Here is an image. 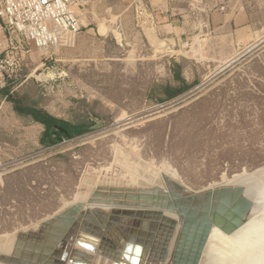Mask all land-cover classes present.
<instances>
[{
    "label": "rangeland",
    "instance_id": "374dc122",
    "mask_svg": "<svg viewBox=\"0 0 264 264\" xmlns=\"http://www.w3.org/2000/svg\"><path fill=\"white\" fill-rule=\"evenodd\" d=\"M123 10L121 0H87L83 7H75L80 30L74 42L51 49L31 45L18 73L7 82L24 105L46 108L61 121L90 127L71 139L56 135L52 145L0 164V248L8 257L17 243L16 256L37 238L35 244L42 249L53 239L49 219L57 213L97 211L95 198L113 201L109 210L117 214L121 210L120 215L138 205V195L147 196L143 204L153 205L151 200L164 194L201 193L205 198L208 191L228 189L231 192L225 195L230 198L241 188L242 194L248 190L242 197L251 202L245 220L263 211L264 180L260 182L255 173L264 170V27L225 60L199 61L196 67L187 53L173 52L171 40L165 38L163 46H157L146 20L133 15L124 19ZM0 41L3 44L1 30ZM176 63L187 87L170 94L181 86L173 79ZM174 201L178 203V198ZM103 207L99 211H111L108 205ZM230 234L213 226L199 264H264V250L258 249L256 257L239 260L230 249L234 231ZM66 240L67 234L49 245L57 255L47 251L45 257L50 253L54 260L46 262H61L64 255L58 252H66L60 242L65 246L70 242ZM170 251L169 246L164 256L154 252L157 260L161 258L157 264H171ZM13 256L20 261L19 255ZM149 258L148 264L153 261ZM88 261L112 264L96 251Z\"/></svg>",
    "mask_w": 264,
    "mask_h": 264
},
{
    "label": "water",
    "instance_id": "95a60500",
    "mask_svg": "<svg viewBox=\"0 0 264 264\" xmlns=\"http://www.w3.org/2000/svg\"><path fill=\"white\" fill-rule=\"evenodd\" d=\"M14 37L19 41L17 35ZM235 190L232 199L216 189L205 193V198H194L199 193L186 197L164 194L151 200L153 205L143 204L141 199L146 200L147 196L138 195L135 197L140 200L138 207L130 208L123 215L98 211H86L83 216L57 213L49 220L54 223L50 231L53 241L49 240L42 249L31 244L29 257L38 264H89L87 259L96 251L112 264H147L148 257L153 260L150 264H157L161 259L157 260L154 252H161L163 256L170 246L171 264H199L211 228L215 226L230 234L243 224L251 208V202L242 197V189ZM151 195L154 196L155 191H151ZM174 197L178 198V203ZM164 211L176 214L179 222L165 215ZM65 234H69L71 243L64 246L66 253H60L64 258L61 262H46L44 253L51 250L49 245ZM74 243L88 248L89 252L73 248ZM14 249L16 245L8 254L11 255ZM20 263L27 262L8 257L0 248V264Z\"/></svg>",
    "mask_w": 264,
    "mask_h": 264
},
{
    "label": "crops",
    "instance_id": "0c3cea01",
    "mask_svg": "<svg viewBox=\"0 0 264 264\" xmlns=\"http://www.w3.org/2000/svg\"><path fill=\"white\" fill-rule=\"evenodd\" d=\"M86 2L83 1L82 7ZM121 2L124 19L133 15L146 20L153 28L157 46L161 48L165 38L169 43L171 40L173 52L187 53L190 64L196 67L199 61L225 60L239 47L251 43L264 27V0H144L146 9L142 13L135 7L134 0ZM117 12L111 17L117 18ZM2 47L0 41V49ZM51 48L54 47L47 49ZM12 93L8 84L0 88V164L5 159L44 147L41 140L47 145L44 126L29 114L15 112L9 98ZM26 106L54 116L46 108Z\"/></svg>",
    "mask_w": 264,
    "mask_h": 264
},
{
    "label": "built area",
    "instance_id": "2783aa9c",
    "mask_svg": "<svg viewBox=\"0 0 264 264\" xmlns=\"http://www.w3.org/2000/svg\"><path fill=\"white\" fill-rule=\"evenodd\" d=\"M84 0H0V88L18 73L30 45L47 49L70 46L80 30L74 8ZM142 13L144 0H134ZM15 35L19 41L15 39Z\"/></svg>",
    "mask_w": 264,
    "mask_h": 264
},
{
    "label": "bare ground",
    "instance_id": "6f19581e",
    "mask_svg": "<svg viewBox=\"0 0 264 264\" xmlns=\"http://www.w3.org/2000/svg\"><path fill=\"white\" fill-rule=\"evenodd\" d=\"M144 175H145V173H144ZM242 175H244V174H242ZM254 175V174H253ZM252 175V176H253ZM255 176L256 177H258L259 179H261L260 180V182H262L263 180H264V170H261V171H258L257 173H255ZM138 177V176H137ZM142 177V176H141ZM245 177V176H244ZM244 177H240V179H239V181H245L247 184H248V179H246V180H242V179H245ZM250 176H247L246 178H249ZM255 177V178H256ZM236 178V177H235ZM234 178V179H235ZM233 179V178H232ZM238 179V178H237ZM237 179H235L236 181H238ZM250 179V181H252L253 180V178L251 177V178H249ZM235 180H233V182L235 183V185L236 184H238V182H235ZM255 180V179H254ZM228 182V181H227ZM233 182H231V183H233ZM241 182V183H242ZM263 184H264V182H262ZM227 184H229V185H231L229 182L227 183ZM239 184H240V182H239ZM243 184H244V182H243ZM243 184H242V186H243ZM249 184H253L252 182H250ZM263 184L262 185H260L261 187L263 186ZM226 185V184H225ZM233 185V184H232ZM234 185V186H235ZM214 186H216V185H214ZM226 186H228V185H226ZM225 186V187H226ZM247 186V185H246ZM154 187H156V186H154ZM211 187H212V185H211ZM219 186H217V188H218ZM229 187H231V186H229ZM264 187V186H263ZM162 188V187H161ZM208 188H210V186L208 187ZM252 188V187H251ZM258 188V187H257ZM171 189V188H170ZM213 189V188H212ZM245 189V188H244ZM155 190H156V188H155ZM163 190V189H162ZM182 190V189H181ZM209 190V189H208ZM210 190H211V188H210ZM215 190V189H214ZM213 190V191H214ZM216 190H218V189H216ZM227 190L228 189H226V192L225 191H223L222 192V190H221V192L222 193H227V195L229 194V192H227ZM254 190V189H253ZM156 191H158V190H156ZM168 191H170V190H168ZM228 191H230V190H228ZM234 191V190H233ZM246 191H248L247 189H246ZM246 191H245V193L244 194H242L243 195V197H244V195L246 194ZM256 191V190H255ZM261 191V190H260ZM259 191V192H260ZM159 192V191H158ZM161 192V191H160ZM187 192V191H186ZM231 192V191H230ZM257 192V191H256ZM156 193V192H155ZM236 193V192H235ZM258 193V192H257ZM262 193V192H261ZM264 193V192H263ZM232 194V193H231ZM251 194V193H250ZM97 195H99V194H97ZM101 195H103V194H101ZM199 195H200V193H199ZM203 195V194H202ZM225 195V194H224ZM247 195H249V194H247ZM262 195V194H261ZM104 196V195H103ZM102 196V197H103ZM111 196H112V194H111ZM206 196V195H205ZM230 196H232L233 197V195H229V197ZM235 196V195H234ZM252 196V195H251ZM90 197V196H89ZM114 197V196H113ZM200 197H201V195H200ZM228 197V196H227ZM232 197H230V198H232ZM256 197V196H255ZM260 197V196H259ZM94 198V197H93ZM99 198H101V197H99ZM229 198V199H230ZM247 198H248V196H247ZM261 198V197H260ZM102 199V201H103V198H101ZM100 199V200H101ZM106 199H108V198H106ZM113 199H115V198H113ZM118 198L116 197V200H117ZM249 199H250V197H249ZM88 200H90V198L88 199ZM94 201H98V203H94L93 201H91V202H93V207H95L96 209L95 210H97L98 212H101V211H99V209H101V207L102 206H104V207H107V205H108V207H107V209L109 210V208H111V207H109V205L110 206H112L111 204L113 203V201H110V202H112L111 204H109L108 202H107V200H106V202H107V204H105V203H103V202H100V200L99 199H93ZM109 200H111V199H109ZM142 200V199H141ZM176 200V199H175ZM261 200V199H260ZM259 200V201H260ZM263 201H264V199H263ZM87 202V201H86ZM85 202V203H86ZM117 202V201H116ZM260 202H262V201H260ZM259 202V203H260ZM81 203V202H80ZM83 203V202H82ZM118 203V202H117ZM264 203V202H263ZM88 204H90V201H89V203ZM92 204V203H91ZM91 204H90V206H91ZM114 204H115V201H114ZM113 204V205H114ZM127 205V204H126ZM125 205V206H126ZM88 206V205H87ZM118 207L119 206H121L120 205V203L117 205ZM123 206H124V204H123ZM129 206H131V205H129ZM263 206V205H262ZM93 207H90V208H93ZM97 207H100V208H97ZM102 208V209H106V208ZM115 207V209H116V206L114 205L112 208H114ZM127 207H128V205H127ZM137 207V205H135V208ZM146 207V206H145ZM261 207V206H260ZM87 208V207H86ZM89 208V209H90ZM120 208H122V206L120 207ZM119 208V209H120ZM124 208V207H123ZM126 208V207H125ZM124 208V209H125ZM129 209H126V210H129L130 211V207H128ZM132 208H133V206H132ZM84 209V208H83ZM94 209V208H93ZM118 209V210H119ZM259 209V208H258ZM67 210V209H66ZM111 211L113 210V209H110ZM109 210V211H110ZM125 210V211H126ZM262 213H260V216H258L259 214H255V215H257V216H255V217H253V219L252 218H250V219H248V220H245L244 222H243V224L239 227V228H237L235 231H234V240H232V248H230V244L228 243L227 245H228V248H230L231 250H233V252H234V255L239 259V260H241V261H244L246 258H248L249 256H255L256 257V255H254V254H256V251H257V249H258V251L259 250H264V208L262 207ZM73 211V210H72ZM83 211V210H82ZM110 211V212H111ZM115 212L117 211V210H114ZM121 211V210H120ZM120 211H118V214H119V212ZM124 211V210H123ZM251 211V210H250ZM257 211V210H256ZM85 212V211H84ZM83 212V213H84ZM93 212V211H92ZM106 212V211H105ZM105 212H102V213H105ZM110 212L108 213V214H110ZM113 212V211H112ZM122 212V211H121ZM81 213V212H80ZM79 213V214H80ZM125 212H123L122 214H124ZM78 214V213H77ZM170 214V213H169ZM69 215V214H68ZM121 215V214H120ZM173 215V214H172ZM83 216V215H82ZM170 216H171V214H170ZM253 216V215H252ZM174 217V216H173ZM177 218V217H176ZM175 218V219H176ZM49 220H51V219H49ZM46 224V223H45ZM49 224V223H48ZM53 224L54 223H51L50 222V224L48 225V229H49V231H52L53 230ZM59 228V227H58ZM41 229V228H40ZM39 229V230H40ZM47 230V229H46ZM215 230H213V235L215 236L216 235V233L217 232H215ZM50 233V232H49ZM28 234V233H27ZM48 234V233H47ZM32 235V234H31ZM66 235V234H65ZM68 236H69V234H67ZM231 235V234H230ZM46 236V235H45ZM48 236V235H47ZM47 236H46V238H47ZM51 236V235H50ZM227 236V235H226ZM32 237V236H31ZM35 237H36V235H35ZM222 237V236H221ZM224 237V236H223ZM50 238V237H49ZM208 238H210L211 239V237H208ZM43 239V238H42ZM51 239H52V237H51ZM61 239V238H60ZM76 239V238H75ZM37 240H38V238H37ZM44 240H47V239H44ZM68 240V239H67ZM66 240V242H69V241H67ZM241 240H243V241H241ZM48 241H49V239H48ZM47 241V242H48ZM51 241H53V240H51ZM58 241V240H57ZM56 241V242H57ZM60 241V240H59ZM254 241H255V243H254ZM14 242H16V241H14ZM38 242V241H37ZM36 242V243H37ZM46 242V243H47ZM44 243H45V241H44ZM53 244H51V245H54L55 243L54 242H52ZM59 243V242H58ZM62 245H61V244ZM59 243V245H61L62 247H64V245H63V243L62 242H60ZM102 243V242H101ZM16 244V243H15ZM18 244V243H17ZM16 244V245H17ZM35 244V243H34ZM43 244V243H42ZM42 244H41V247H42ZM57 244V243H56ZM55 244V245H56ZM65 244V243H64ZM69 244H70V242H69ZM261 244H263L261 247H260V245ZM7 245H9L8 243H7ZM7 245H5L4 243H3V246H7ZM19 245H21L20 243H19ZM25 245H26V243H25ZM36 245V244H35ZM37 245H38V243H37ZM54 245V246H55ZM58 245V246H59ZM2 246V245H1ZM2 246V247H3ZM27 246V245H26ZM25 246V247H26ZM30 246V245H29ZM28 246V247H29ZM45 246V245H44ZM54 246H52L53 248H55ZM60 246V247H61ZM78 246V245H77ZM253 246H255V248H254V250H253ZM60 247H57L58 249L60 248ZM205 247H206V245H205ZM260 247V248H259ZM7 248H9V247H5V250L7 249ZM24 248V246H22V248L21 249H23ZM27 248V247H26ZM74 248V247H73ZM214 248V247H213ZM220 248V247H219ZM3 249H4V247H3ZM20 249V250H21ZM29 249V248H28ZM56 249V248H55ZM57 249V250H58ZM63 249V248H62ZM62 249H61V251H62ZM88 249V248H87ZM216 249V246H215V248H214V250ZM4 250V251H5ZM8 250V249H7ZM14 250H16V249H14ZM64 250V249H63ZM70 251H71V248H70ZM213 251V250H212ZM17 252V251H16ZM18 252H20V251H18ZM28 252H30L29 250H21V253L19 254L18 253V255H19V259H20V261L19 262H27V263H22V264H30V263H32L33 262V264H38L37 263V261L36 260H33L32 259V257H29V253ZM50 252H55V251H53V249L50 251ZM58 252V251H57ZM64 252H65V250H64ZM63 252V253H64ZM13 253V255L15 254V252H12ZM47 251H45V256H47ZM58 253H62V252H58ZM160 253V252H159ZM209 253V252H208ZM52 254V253H51ZM55 254V255H54ZM161 254V253H160ZM159 254V255H160ZM12 255V256H13ZM18 255L16 256V254H15V256H13L14 258L15 257H17L18 258ZM49 255H50V253H49ZM49 255H48V257H49ZM53 255L54 256H56L57 254H56V252L55 253H53ZM156 255V254H155ZM162 255V254H161ZM75 256H76V254H75ZM164 256V255H163ZM47 257V259L48 260H50L51 261V259H53L54 257L52 256V255H50V259ZM51 257H53V258H51ZM158 256H156V258H157ZM55 258H57V257H55ZM61 258V257H60ZM94 258V257H93ZM99 258V257H98ZM164 258V257H163ZM18 259V260H19ZM47 259H46V261H47ZM150 259V258H149ZM159 259H161L160 257H159ZM158 259V260H159ZM17 260V259H16ZM54 260V259H53ZM52 260V261H53ZM59 260V259H58ZM61 260V259H60ZM88 260V259H87ZM152 260V259H151ZM29 261H30V263H29ZM58 262V261H57ZM161 262V261H160ZM67 263H68V261H67ZM257 263V261H255V263L254 264H256ZM147 264H148V262H147Z\"/></svg>",
    "mask_w": 264,
    "mask_h": 264
},
{
    "label": "trees",
    "instance_id": "16d2710c",
    "mask_svg": "<svg viewBox=\"0 0 264 264\" xmlns=\"http://www.w3.org/2000/svg\"><path fill=\"white\" fill-rule=\"evenodd\" d=\"M173 79L180 82L181 86L169 90L170 94H173L175 92L182 91L184 88L187 87L185 80L181 76V66L176 63L173 66ZM10 101L14 105V110L18 115H25L29 114L33 118L35 122H38L44 126V135L43 137H46V143L45 145L42 140L41 144L44 147L50 146L54 143V137L58 135L59 137L64 136L67 137L68 139H71L73 137L82 135L88 131H90V127L86 125H71L70 123L61 121L59 119L54 118L53 116L47 114L43 110L35 109V108H30L24 105L22 100H20L16 95L13 93L9 96ZM60 128L61 132H58L57 129ZM53 136V137H51ZM50 140H49V139ZM49 140V141H48ZM45 141V140H44Z\"/></svg>",
    "mask_w": 264,
    "mask_h": 264
}]
</instances>
